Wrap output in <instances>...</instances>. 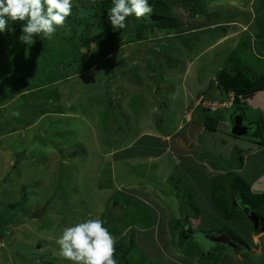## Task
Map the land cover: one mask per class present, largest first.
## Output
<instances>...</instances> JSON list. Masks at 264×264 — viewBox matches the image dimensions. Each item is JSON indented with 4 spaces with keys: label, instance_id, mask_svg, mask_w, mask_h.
<instances>
[{
    "label": "rangeland",
    "instance_id": "374dc122",
    "mask_svg": "<svg viewBox=\"0 0 264 264\" xmlns=\"http://www.w3.org/2000/svg\"><path fill=\"white\" fill-rule=\"evenodd\" d=\"M162 2L167 13L137 19L170 20V27L140 28L130 15L127 27L115 30L108 18L113 0H73L66 19L72 25L32 44L9 21L0 83L2 74H17L29 92L0 110V264H73L58 238L66 227L97 218L116 239L118 264H228L227 257L229 264H264V209L262 222L252 216L255 228L243 201L224 191L231 190L230 176L215 180L196 163L224 169L235 154L220 148L221 128L208 149L201 146L183 105L190 91L224 93L214 78L219 70L257 62L247 38L244 47L226 37L244 16L264 32V0ZM230 238L247 252L225 247Z\"/></svg>",
    "mask_w": 264,
    "mask_h": 264
},
{
    "label": "crops",
    "instance_id": "0c3cea01",
    "mask_svg": "<svg viewBox=\"0 0 264 264\" xmlns=\"http://www.w3.org/2000/svg\"><path fill=\"white\" fill-rule=\"evenodd\" d=\"M199 5H202V3H200ZM249 5L246 8H248ZM244 17L242 18L239 17L240 20L238 22H236L235 20L232 21L233 23H235L232 26L233 28L231 29L233 30V32L230 30L231 33L226 38L228 39L230 35L233 38L237 37L238 40H240V43L238 45L242 44L244 47L246 46L247 43H244L242 41V38L243 37L247 38L248 43H249V48H247L248 50L246 48L241 49L239 56H242L241 53L243 50H247V51L250 50V53L253 55L254 59L257 62H252V63L250 62L251 65H249L248 67L246 62L243 63L240 61L239 64L229 67L226 73H233V71H238V72H244L249 78H252V79H259L262 77L264 78V32L259 30L260 33L257 34V30L252 29V21L254 19L251 18L249 21L244 22ZM208 49L209 47L204 51L198 50V54L202 52H207ZM195 58H197V56ZM235 63H238L237 60ZM254 63L255 65L253 66ZM257 64L259 65L256 66ZM201 86L208 88L209 85L207 83L206 84L204 83V84H201ZM190 93H191V96L183 97V105L187 104V106H190V109H191L190 115L191 117L194 116L193 120H191V122L193 123V124L191 123L193 125V128H191L193 130L192 135L193 134L196 136L203 135V142H202L203 144H200V145L206 146V149H208L207 146H210V144L214 140L212 137L219 134L218 128H221L222 136H221L220 141H222V143L220 145V148L221 149L224 148L223 151H226L230 148L231 150H233L235 154L231 158V160L227 158L228 167L224 168L225 170L211 168L210 165L206 164L202 160H200V162L196 161V163H199L201 167L207 169V173L211 174L215 180H218V178L222 176V172L227 174V176H229L230 173H235L239 175V177H241L243 181L249 185L250 191L252 194H255V195L264 194V89L254 94L249 95L248 97H246V99L241 100V102H239L236 105L235 104L232 105V99L230 95L229 96L226 94L224 95V93L221 92L222 93V96H221L220 91L216 87L214 88V90H212L209 93V95H206V92L203 91L202 89L196 90L195 92L190 91ZM205 95H206V99H205ZM223 100L225 102H223ZM200 101L202 102V104L199 103ZM217 101H220V102H217ZM203 104L214 105L215 109L213 111H210V109H205L206 107H204ZM220 104H224L225 106V107H220L221 109L220 111H223L224 113L221 117H216L217 116L216 109H219L217 106ZM231 108L233 109L241 108L239 109L238 114L243 115L244 125L250 127L254 125L255 123H260V125L263 128L262 130L263 132H261L259 136H255L253 135L254 133L251 131L253 127H250L249 130L251 132L246 137L244 136L245 138L241 137L240 140L230 141L229 137H227L226 135L228 132L230 133V129H231V122H230V117H229L230 113H228V111H230ZM208 113L212 114L214 118L218 120L217 131L215 133H209L203 127V120L209 116ZM197 117L198 118L201 117L200 119L202 120L198 119ZM209 142L210 144H208ZM258 143H260L261 145H258ZM188 144L189 142H185V148L190 149ZM185 152L187 151L185 150ZM226 190L233 193V196L236 199L237 197L240 199L238 194H236L233 190H230L229 187H227L224 191ZM261 208L264 209V207L252 208L250 210L251 212H247L249 210H247L248 208L247 207L245 208V205H244L243 210H245L247 216L250 215L249 217L251 221L249 222H252L251 224H254L253 226H255V228L257 227V224H256L257 220L254 219L253 217L259 218L262 222V218H261L262 213L260 212ZM179 210H180L179 207L176 208V214H179L177 213L179 212ZM176 218H180V216ZM250 232H252L251 229H250ZM258 234H260V232ZM232 259L233 258L227 257L225 260H223V262H226L229 264L232 262ZM179 263H183V262L179 261Z\"/></svg>",
    "mask_w": 264,
    "mask_h": 264
},
{
    "label": "clouds",
    "instance_id": "9594fccd",
    "mask_svg": "<svg viewBox=\"0 0 264 264\" xmlns=\"http://www.w3.org/2000/svg\"><path fill=\"white\" fill-rule=\"evenodd\" d=\"M72 9L73 0H0V33L5 31L9 21H25L21 37L25 43L32 44L34 37L41 34L46 38H51L57 28L64 25L66 19L71 15ZM152 11L153 7L149 0H113L108 18L113 29L122 30L127 27L126 18L130 15L134 14L135 17L140 18ZM217 76L215 77L216 82ZM226 94L230 95L232 105L238 104L251 95L240 96L236 102L233 92H226ZM199 103L202 104L201 101ZM203 106L214 110L209 105L203 104ZM217 107L225 106L220 104ZM236 109L231 108L230 111ZM239 109L241 108H238L237 111ZM12 115L18 116L19 113L13 112ZM234 115L239 114L231 115L230 113V122ZM241 116L243 117V115ZM254 125L256 127L259 125L262 128L260 123ZM246 127L250 129L249 126ZM250 132L248 130L247 135ZM104 224L105 221L97 218L79 221L66 227L57 241L61 255L73 264H118L114 256L116 239L104 227Z\"/></svg>",
    "mask_w": 264,
    "mask_h": 264
},
{
    "label": "trees",
    "instance_id": "16d2710c",
    "mask_svg": "<svg viewBox=\"0 0 264 264\" xmlns=\"http://www.w3.org/2000/svg\"><path fill=\"white\" fill-rule=\"evenodd\" d=\"M107 2H108V0H107ZM149 3L153 7V11L151 12L152 16H154L155 14H160V13L165 14L168 12V10H167L168 8L165 5V3L162 2V0H149ZM102 8H103V4H102ZM96 15H98V14H96ZM96 17H99V15ZM134 18H135V15L133 14L131 17V21L133 22V24H136L140 28H147V27H151L154 25H159L161 27L172 26V22L170 20H157V21H153V20L151 21V19L138 20L136 17L137 21L138 22L140 21V23H138L135 21ZM127 19H128V17L126 18V20ZM13 22H12V24H13ZM16 22L14 23L15 30H18V31L22 30V28H21L23 26L22 21H18L17 22L18 24H16ZM72 23H73L72 20H66L62 27L67 28V27L71 26ZM7 29H9V23L6 26V29L4 32H7ZM70 30H74V29L72 28ZM4 32L0 33V49H1L2 43H3L2 34ZM137 41H139V39H137ZM50 65L53 66L52 63ZM2 76H3V80H2V83H0V110L2 108H4L3 106L6 107L9 103L12 104V103H15L18 99H22L29 92L26 89H22L28 85V80L24 81L23 79H20L19 77H17V74H16V77L9 76L7 73L2 74ZM56 76H57V74L54 73L53 77H56ZM217 84H218V88L221 89L224 93L233 92L234 93V99L237 102V98L240 96H246L248 94H253L255 92L263 90L264 89V78L262 77L259 79H252V78H249L244 72L233 71V73H226L225 71L222 70L218 73ZM4 87L9 89L8 91L5 90V93L7 92L6 94L3 93ZM30 108L32 109L33 107H30ZM17 113H19V115H20L21 111H18ZM26 114H28V113H26ZM217 126H218V120L214 117L208 116L203 120V127L209 133H215L217 131ZM127 131H128V129H127ZM127 131H126V134H127ZM260 134H261V132H259V133L256 132L253 135L259 136ZM230 136H232V135L230 134ZM196 137H199V139H200L199 142H201V141L203 142V135H198ZM233 137H235V136H233ZM145 138L147 140H149L152 138V136H145ZM237 138H241V137H237ZM142 140H144V138L136 140V142L134 143V146H131L129 149L130 150H132L133 148L136 149L135 147H138L137 146L138 143L141 142ZM184 144H185V142H184ZM258 145H261V144L258 143ZM158 148L161 149L160 147H158ZM122 153H125V152H122ZM128 156L130 157V155H128ZM134 156H135V153L131 154V158H133ZM187 157H189V156H187ZM117 158H118V156H117ZM229 176H230L229 177L230 182L232 184V186L230 185V187H232L231 190H233L236 194H238V196L240 197V200L243 201V205H245V208L246 207L248 208L249 211H247V212H250V210L252 208L264 207V194H262V195L252 194L250 191L249 185L246 182H244L243 179L239 178L237 174L230 173ZM175 193H176V191H175ZM249 214H251V213H249ZM180 237L182 239L183 236L180 234ZM242 246L247 249L246 245H242Z\"/></svg>",
    "mask_w": 264,
    "mask_h": 264
},
{
    "label": "water",
    "instance_id": "95a60500",
    "mask_svg": "<svg viewBox=\"0 0 264 264\" xmlns=\"http://www.w3.org/2000/svg\"><path fill=\"white\" fill-rule=\"evenodd\" d=\"M231 122V135L235 137H244L247 135L249 129L243 124V117L241 115L232 116ZM178 145H180L181 148H185V144L181 140L178 141ZM222 244H224L225 247L231 249V251L235 253L243 254L247 252V249L245 247H243L235 240H232L231 238L224 240Z\"/></svg>",
    "mask_w": 264,
    "mask_h": 264
}]
</instances>
